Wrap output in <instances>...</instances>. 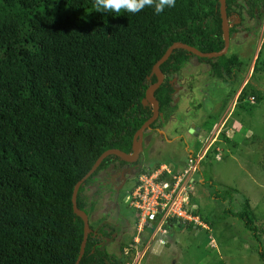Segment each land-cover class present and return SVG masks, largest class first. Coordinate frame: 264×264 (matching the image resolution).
Listing matches in <instances>:
<instances>
[{"label": "trees", "instance_id": "1", "mask_svg": "<svg viewBox=\"0 0 264 264\" xmlns=\"http://www.w3.org/2000/svg\"><path fill=\"white\" fill-rule=\"evenodd\" d=\"M218 6V0H175L159 14L146 6L134 14L121 10L105 15L95 12L93 0H0V264L75 263L83 223L72 211L74 185L103 152H132L134 133L151 116L150 106L141 100L156 81L152 67L171 44L181 42L202 53L222 49ZM225 6L227 17L236 18L230 38L246 20L251 26L241 29L249 33L262 25L264 0H225ZM192 59L207 64L212 83L222 89L219 109L239 90L238 77L247 78L237 98L240 109H249L250 98L263 100L257 78L264 76V39L248 77L238 54L227 51L217 58H201L176 48L159 67L164 79L154 91L159 113L151 130L166 125L176 105L175 76ZM220 116L211 110L198 128L212 121L216 126ZM241 123L228 119L218 140L229 143L227 130L232 126L242 133ZM201 140L198 150L191 151L193 158L201 150ZM216 142L198 162L202 182L197 187L215 204L209 213L217 211L220 217L208 216L196 206L192 216L199 223L173 217L162 227L168 236L175 227L183 239L182 227L185 234L202 231V225L211 229L231 216L241 225L236 239L252 246L264 264V219H257L248 198L237 197L235 188L201 175L204 159L220 154ZM189 155L186 152L185 161ZM185 161L174 159V170ZM162 163L172 164L157 162L149 170ZM141 165V155L135 163L106 157L79 186L77 208L89 220L105 194L121 202L122 174L131 173L133 182L127 189L132 190L143 172ZM89 229L78 264H121V247L118 254L108 249L116 241L117 228L107 221H89Z\"/></svg>", "mask_w": 264, "mask_h": 264}, {"label": "rangeland", "instance_id": "2", "mask_svg": "<svg viewBox=\"0 0 264 264\" xmlns=\"http://www.w3.org/2000/svg\"><path fill=\"white\" fill-rule=\"evenodd\" d=\"M231 21L236 23L235 17H232ZM246 26L250 27L251 22L246 20L243 26L239 25V32L235 38H230L228 54H238V58L247 66L245 69H249V75L255 54L262 42L259 36L264 34V21L255 37L253 32L249 33L241 29ZM208 72L207 64H198L192 59L175 76L176 105L172 108L170 117L166 119L163 132L159 134L154 130H147L143 135L141 155L144 167L149 168L157 162H170L169 164L173 165L174 159L181 163L185 161L186 146L189 147V151H196L200 147L199 138L204 140L211 138L213 131L210 133L208 131L214 128L213 121L203 126L204 128H200L199 137L191 135L187 128V125L197 127L205 125L204 121L211 110L215 117L223 113L224 109H219L222 106L221 102H218L222 89L212 83L215 79H210ZM257 79L261 83L258 89L264 93V76ZM236 80L238 83L241 82L240 77ZM236 94L237 92L234 95ZM262 98L263 100L258 103L250 99L246 101L248 110L240 109L239 102L232 105L228 119L233 118L237 123L242 122L241 126L244 130L239 133L230 126L226 132L227 141L230 142L225 143L224 139L218 140L220 130L223 128L221 124L216 137V141L221 145L217 148L220 154L217 157L213 155L205 158L201 167L203 177L210 178L216 184L235 188L239 192L237 195L239 198H248L250 208L258 220L264 219L260 217L264 216V97ZM233 99L232 96L231 100ZM236 113L237 117H234ZM244 132L247 134L245 141L243 140ZM176 135L180 136L179 141L174 140ZM167 139L171 141L168 143ZM232 139L233 142H231ZM130 174L127 172L124 176L122 174L123 180L118 182L122 189L119 190L127 191V188L131 186L133 179H130ZM195 177L194 184L201 179L199 174ZM104 196L99 200L89 221L92 225L107 221L117 228L116 241L109 245L108 249L118 254L117 247H121L119 253L121 264H134L135 259H138L135 264H261L252 246L236 239L234 233L240 232L241 225L231 216L211 229L202 225V231L192 230L185 234L187 229L182 227L180 232H183V239H179L178 230L175 227L168 236L166 229L158 221L153 227L149 225L141 227L140 231V223L137 222V217L135 222L134 211L127 208L123 199L121 202L117 199L115 203L106 197L107 194ZM197 203L199 204L197 208L202 213L220 217L216 215L217 211L209 213L215 204L207 198L201 186L197 187ZM223 204L219 207L217 205L216 209L224 206ZM193 220L199 223L197 218ZM221 240L222 243H220ZM178 242H182V245Z\"/></svg>", "mask_w": 264, "mask_h": 264}, {"label": "clouds", "instance_id": "3", "mask_svg": "<svg viewBox=\"0 0 264 264\" xmlns=\"http://www.w3.org/2000/svg\"><path fill=\"white\" fill-rule=\"evenodd\" d=\"M174 3H175V0H93V7L95 9V12L104 13L105 15H107L108 13H119L121 10H123V11H125L127 13H133L134 14V13H137L138 11L142 10L146 6L147 7H151L153 9V11H154V14H159L165 8H172L174 6ZM232 17H234V16H232ZM232 17H229V18L226 17L227 18V22H228L229 29L234 24L231 21V18ZM263 21H264V19H263ZM263 21H262V23H263ZM260 27H261V25L257 27L256 32L254 31V29L251 30V32H253V37L256 36V34L258 33L257 30H259ZM236 34H234V38H235V35ZM260 39H262V41H263L264 34H261L259 36V40ZM229 43H230V34H229ZM260 47H261V44H260ZM227 51H228V49H227ZM256 55H257V53L255 54V58H256ZM255 58H254V60H255ZM253 63H254V61H253ZM248 70L249 69H246L247 72H248ZM247 75H248V73L246 74V77H247ZM163 76H164V74H163ZM246 79L247 78L241 80L242 84L239 86V90L243 87V84H245ZM239 90L237 91L236 96L235 95L233 96L234 97L233 101L231 100V102H229L227 104V106L224 108L223 113L221 114L220 119L218 121V124L212 130L213 132H212L211 138H207L205 140L204 139L201 140V142H202L201 150H199L196 153V155H195L194 158L192 156L191 151H189V149H187L186 152L188 154H191V155H189L188 159H186L185 163L182 166H180V165L176 166L175 167L176 168L175 170H174V167L172 165H167V164H163V163L160 164L157 168H155L153 170H149V168L144 167V165L142 164L141 165V169L143 170V172H140V174L138 175L137 181H136V183L134 185V188L139 184V177L140 176H142V175H150V174H153L155 172H158V171H160L161 167H164L166 170H168L169 171V174H167L166 171L163 170L162 173L159 176H157V180L169 182L170 185H172L173 182H174V179H172V176H177V175H180L181 173H183L184 170H187L188 165H189V161L196 159L197 160V163H196L195 170L190 173L189 181H187L186 187L184 186V190L186 192V197H187V205L189 207V214L192 216V212L195 211V208L197 206V186H199V182H202V179H200L199 181H196L197 184L196 183L194 184V180H196L195 175L199 174V176H200V172H199V168H198V162L206 154L207 150L216 142L215 139H216V135H217V130L220 128V125L221 124L224 125V123L228 121V118H229L228 117V114L230 113L229 110L231 109L232 105H234L235 102H238L237 101V98L239 96L238 95L239 94ZM250 100H253V99L250 98ZM158 108H159V106H158ZM188 128H189V130L190 129H193V132L190 133L191 135L199 137V135H198V133L200 131L199 128L195 129L193 126H189ZM147 130H151V129L148 128L145 131H147ZM145 131L143 132V135H144ZM154 131L157 132V133H159V134H161L163 132L162 130H154ZM215 131H216V133L214 134ZM179 138H180V136L179 135H176L175 139H179ZM132 139H133V137H132ZM212 139H213V141H211ZM167 141H168V139H167ZM142 142H143V136H142ZM142 149L143 148L141 147V152L139 153V156L142 154ZM135 162H133V163H135ZM184 165H185V167H184ZM197 170H198L199 173L196 172ZM134 188L132 190H128L127 189V191H123V198H122L123 199V202H124L125 196H127L129 193H131L134 190ZM124 204L127 206V208H129L132 211H134V214L136 215L134 217L135 218L137 217V222L139 223V220H138L139 214L137 213V211L134 210L133 208L129 207L125 202H124ZM156 217H158V218L156 219ZM156 217H155L154 220H151V221L148 220L142 227H146L148 225L149 226L150 225H154V224H156L157 221H158V223L161 222L162 223V226H163V224L165 222H167L169 219H171L173 217L178 218V219H183V218L177 217V216H168V217L162 218V221H159V219L161 218V215H157ZM194 217L195 216H192V218H194ZM188 221H190V220H188ZM88 222H89V220H88ZM136 243H137V240H136ZM137 262H138V259H135V263H137Z\"/></svg>", "mask_w": 264, "mask_h": 264}, {"label": "water", "instance_id": "4", "mask_svg": "<svg viewBox=\"0 0 264 264\" xmlns=\"http://www.w3.org/2000/svg\"><path fill=\"white\" fill-rule=\"evenodd\" d=\"M218 10L219 15L221 19V31H222V39H223V47L219 51L216 52H208V53H202L199 50H197L194 47H191L187 44L181 43V42H175L171 44L163 53V55L155 62V64L152 67L151 74H154L156 76V81L153 84H150L148 88L145 90V96L141 100V104L143 106L150 105L151 107V116L140 126V128L134 133L133 139H132V153L126 154L120 150L117 149H110L105 152H103L94 162L90 170L87 172V174L79 180L73 187L72 195H71V206L73 213L79 217L83 223V234H82V241L80 243L79 248V254L74 264H78L80 261L83 253L84 248L86 244V239L88 236V233L90 231L89 229V222L87 215L77 208L76 206V195L79 186L81 183L90 176L95 169L99 166V164L108 156H115L118 157L120 160L126 162V163H133L137 160L139 153L141 152L142 147V136L143 132L149 128V125L157 118L158 116V102L154 97V91L160 86V84L163 81V74L160 71V65L167 60L171 52L176 48H181L197 57L201 58H216L219 56L224 55L227 52L228 46H229V26L227 22V16H226V6H225V0H218ZM193 129L189 130V133H192ZM195 135V134H194Z\"/></svg>", "mask_w": 264, "mask_h": 264}, {"label": "built area", "instance_id": "5", "mask_svg": "<svg viewBox=\"0 0 264 264\" xmlns=\"http://www.w3.org/2000/svg\"><path fill=\"white\" fill-rule=\"evenodd\" d=\"M197 160H190L187 170L177 176H172L174 182L157 180L163 170L169 174V171L161 167L160 171L150 175H142L139 177V184L134 190L125 196L124 202L139 214V230L148 221L154 220L157 215L162 218L168 216H177L185 220H192L187 205L186 187L189 181L188 173L193 172L196 167Z\"/></svg>", "mask_w": 264, "mask_h": 264}, {"label": "flooded vegetation", "instance_id": "6", "mask_svg": "<svg viewBox=\"0 0 264 264\" xmlns=\"http://www.w3.org/2000/svg\"><path fill=\"white\" fill-rule=\"evenodd\" d=\"M192 125V124H191ZM195 129H197L198 127H196L195 125H192Z\"/></svg>", "mask_w": 264, "mask_h": 264}]
</instances>
